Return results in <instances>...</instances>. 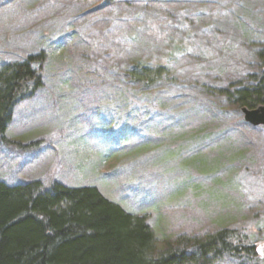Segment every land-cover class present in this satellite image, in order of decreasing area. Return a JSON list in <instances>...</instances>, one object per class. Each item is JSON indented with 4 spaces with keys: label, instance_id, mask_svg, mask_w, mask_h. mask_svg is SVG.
Masks as SVG:
<instances>
[{
    "label": "rangeland",
    "instance_id": "rangeland-1",
    "mask_svg": "<svg viewBox=\"0 0 264 264\" xmlns=\"http://www.w3.org/2000/svg\"><path fill=\"white\" fill-rule=\"evenodd\" d=\"M93 2L1 4L0 64L40 51L47 62L0 142V180L94 185L145 214L159 248L228 228L264 264V126L210 93L260 73L264 0ZM137 61L168 74L145 89L125 75Z\"/></svg>",
    "mask_w": 264,
    "mask_h": 264
},
{
    "label": "trees",
    "instance_id": "trees-1",
    "mask_svg": "<svg viewBox=\"0 0 264 264\" xmlns=\"http://www.w3.org/2000/svg\"><path fill=\"white\" fill-rule=\"evenodd\" d=\"M91 1L96 5L93 10L105 11L130 0ZM259 58V74L211 88L210 93L239 110L264 105L263 50ZM46 62L40 51L0 64V142L7 143L16 108L43 89ZM168 71L164 65L137 61L125 75L129 82L150 89ZM121 133L128 138L132 130L122 128ZM96 134L120 145L103 128ZM246 240L245 234L222 228L203 235H177L159 248L145 214L125 209L94 185L70 186L56 179L47 184L40 179L0 180V264H218L225 258L235 264H262L256 246Z\"/></svg>",
    "mask_w": 264,
    "mask_h": 264
},
{
    "label": "water",
    "instance_id": "water-1",
    "mask_svg": "<svg viewBox=\"0 0 264 264\" xmlns=\"http://www.w3.org/2000/svg\"><path fill=\"white\" fill-rule=\"evenodd\" d=\"M242 119L251 126H264V105L253 109L241 108Z\"/></svg>",
    "mask_w": 264,
    "mask_h": 264
}]
</instances>
